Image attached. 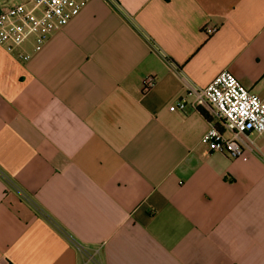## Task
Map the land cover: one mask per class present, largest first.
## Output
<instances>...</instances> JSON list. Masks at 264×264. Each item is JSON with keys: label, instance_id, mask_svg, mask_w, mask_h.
Wrapping results in <instances>:
<instances>
[{"label": "crops", "instance_id": "crops-1", "mask_svg": "<svg viewBox=\"0 0 264 264\" xmlns=\"http://www.w3.org/2000/svg\"><path fill=\"white\" fill-rule=\"evenodd\" d=\"M224 70L264 101V0H90L0 46V264H264V133L231 159L189 105Z\"/></svg>", "mask_w": 264, "mask_h": 264}, {"label": "built area", "instance_id": "built-area-1", "mask_svg": "<svg viewBox=\"0 0 264 264\" xmlns=\"http://www.w3.org/2000/svg\"><path fill=\"white\" fill-rule=\"evenodd\" d=\"M90 0H20L13 5L0 6V46L19 61L26 62L40 52L54 32L67 25ZM215 31L205 26L208 36ZM26 46L30 49L26 51ZM157 84L148 75L141 80L140 91L145 94ZM189 105L207 108L208 128L203 136L210 151L231 159L242 158L251 134L264 133V101L245 88L231 73L221 71L205 88L191 87ZM175 106L183 107V101ZM83 264H99L98 250H86L80 245Z\"/></svg>", "mask_w": 264, "mask_h": 264}, {"label": "rangeland", "instance_id": "rangeland-1", "mask_svg": "<svg viewBox=\"0 0 264 264\" xmlns=\"http://www.w3.org/2000/svg\"><path fill=\"white\" fill-rule=\"evenodd\" d=\"M2 1H5V0H0V5H4V4H1Z\"/></svg>", "mask_w": 264, "mask_h": 264}]
</instances>
